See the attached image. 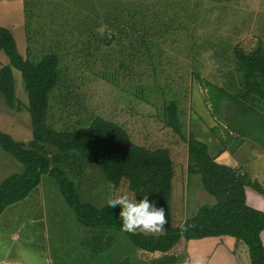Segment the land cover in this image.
<instances>
[{
    "label": "rangeland",
    "instance_id": "1",
    "mask_svg": "<svg viewBox=\"0 0 264 264\" xmlns=\"http://www.w3.org/2000/svg\"><path fill=\"white\" fill-rule=\"evenodd\" d=\"M119 1L0 0V25L11 31L22 57L36 62L44 54L58 55L59 78L48 93V125L71 131L102 117L123 126L137 145L169 149L174 171L169 223L180 226L202 204L213 205L215 198L202 188L199 175L188 174L187 144L166 124L164 107L167 102L176 103L184 137L187 139L191 133L204 142L217 163L222 150L231 151L237 160L256 156L251 147L238 151L240 143L225 134L223 125L232 112V102L222 101L221 122L211 126L216 118L212 116L214 110L196 75L236 93L240 72L233 48L251 51L260 45L264 49V0H162L164 5H174L175 12L165 15L163 24L153 31L154 48L141 46L140 50H152L130 61L127 43L121 56L123 66L118 68L115 47L119 46L115 43L119 38L115 36L109 43L111 34L104 23ZM97 14H102L98 20ZM154 23L155 20L148 24ZM106 38L108 42L104 41ZM100 42L102 50L96 46ZM5 64L8 58L0 50V67ZM12 76L15 101L8 106L0 93V131L26 142L32 137L27 92L20 71L12 67ZM252 106L264 115V102L256 101ZM221 139L228 141L225 146ZM4 159L12 164H4ZM258 162L234 168L245 181H257L264 188V183L253 176L255 171L251 172ZM258 167L264 168V161ZM22 170L23 166L0 148V181ZM71 178L81 203L100 207L110 196L125 192L131 196L123 188L115 190L95 165L80 164ZM245 189L258 193L249 184L244 185V192ZM245 198L254 207L255 196L247 197L245 192ZM156 234L159 233L150 235ZM92 237H96L94 230L75 217L55 179L42 174L40 185L0 213V264H86L88 257V264H109L123 257L140 258L137 247L121 232L108 230L96 241ZM208 240L211 239L193 240L188 248L185 246L184 263L203 264L202 258L214 252ZM240 244L237 242L236 247L226 251V262L241 245L247 249ZM178 249H182V244ZM143 260L149 263L151 259L148 255L134 263H144ZM246 260L250 264L248 255Z\"/></svg>",
    "mask_w": 264,
    "mask_h": 264
},
{
    "label": "trees",
    "instance_id": "2",
    "mask_svg": "<svg viewBox=\"0 0 264 264\" xmlns=\"http://www.w3.org/2000/svg\"><path fill=\"white\" fill-rule=\"evenodd\" d=\"M155 1L158 2L121 0L108 12L105 23L102 21L104 28H108L106 31L111 34L109 43L115 36L119 38L115 43L119 46L115 47L119 56L118 68L123 66L121 56L127 43L130 61L148 53L155 46L153 31L163 24L165 15L175 12L174 5H164L162 0ZM101 15L97 14L96 20ZM154 20L157 24H148ZM104 41L108 42V39ZM99 45L102 43L96 45L97 49L102 50ZM143 45L152 48L140 50ZM0 50L8 58V64L0 67V93L7 105L13 106L12 67L18 69L27 92L32 135L30 140L23 142L0 131V148L23 166L21 172L12 173L0 181V213L7 206L24 199L32 189L40 185L42 174H49L55 179L60 194L75 217L85 227L94 230L96 237H92V241L100 240L99 236L103 232L111 230L125 234L140 250L167 253L180 240L230 236L235 242H241L247 247L250 264H264V245L260 236L264 230V211L246 203L244 185H251L263 195L264 188L257 181H245L236 173L238 169L217 163L209 154L207 145L193 134L190 133L186 139L181 131L175 102H167L164 107L166 124L185 139L187 172L189 175L200 176L202 188L214 196L215 203L202 204L182 225L173 227L169 223L168 211L174 175L169 149H150L137 145L123 126L102 117L94 118L89 124L80 125L71 131H59L51 127L46 122L48 93L59 78L58 55L44 54L36 62L27 56L22 57L11 31L1 25ZM233 50L235 64L240 72L236 93L201 79L198 75L196 78L207 90V100L214 110L212 116L220 120L222 101L227 99L232 102V112L226 117L223 128L227 138L229 132H232L237 137H248L264 143V115L252 106L256 101L264 102V49L259 45L251 51H244L237 46ZM106 52L109 53L108 50ZM227 142L221 139L223 146ZM82 163L97 166L115 190L123 188L137 200L147 194L150 201L164 207L167 218L165 230L156 235L124 233L120 230L122 220L119 217V206L112 208L105 204L96 207L81 203L71 177ZM165 259L169 260L171 256L162 255L149 263L133 264H156L157 260L163 262ZM125 261L123 264L129 263Z\"/></svg>",
    "mask_w": 264,
    "mask_h": 264
},
{
    "label": "crops",
    "instance_id": "3",
    "mask_svg": "<svg viewBox=\"0 0 264 264\" xmlns=\"http://www.w3.org/2000/svg\"><path fill=\"white\" fill-rule=\"evenodd\" d=\"M217 122H221V120H218L217 118H215V120L213 121L214 125L211 124V126H215V125L218 126ZM224 127L225 126L223 125V128ZM229 133H230L232 140H234L232 136H234L235 134H233L232 132H229ZM215 134H216L217 138L220 137V136H218V132H216ZM242 138H244V137H242ZM242 138H240L239 141L235 139L236 142L240 143L238 145V147H239L238 151L244 150L245 147H247L248 149L252 148V149L256 150V156L247 157V155H246V156H243L240 160H237V158L232 153H229L228 151L222 150L221 154L216 158V160L220 163L227 164L228 166H232V167H240L242 164L243 165L254 164V163L259 161L257 163V165H255L254 167L251 168V172L255 171V174L254 175L252 174V175L254 177H256L257 180L261 181V183H264V180L262 179V173H263L264 168L258 167V165H260V163L264 161V149H263L264 143H260L259 145L256 146V143H259L258 141L242 139ZM249 147H251V148H249ZM261 160H263V161H261ZM4 164H8V165L12 164V161H10V160L8 161V160L4 159ZM245 190H246L245 192L247 194V197H249L250 194H253V196H255L254 199H255L256 204H253L254 208H258V209L262 210V208H264V207H262L260 204L261 203L264 204V195L260 194V193L256 194V192H254L252 190H247V189H245ZM15 204L16 203L11 204L9 206L11 207ZM260 236H261V239H262V242L264 245V234H262ZM206 239H211L208 241H210L212 243V249H214V252H211V254L202 258V261H204L203 264H217L219 259H222L220 261V264H248V262L246 260V256L248 255L247 250L242 247V245H241L242 243L240 244L241 248H239L235 252L233 250L230 260L228 262H226L227 261V257H225L226 251L231 247H233V248L236 247V245H237V242H235V239L233 237H230V236L206 237V238H202V239H193V240L201 241V240H206ZM193 240H188L186 242L184 240H182L181 242H178V244H176L168 253H166L167 255L171 256V259H169V260L165 259L163 262H160L157 260L156 264H185L184 263V256L187 255L184 252L185 246L188 248L189 243ZM221 241H223V244L219 245V242H221ZM181 244H182V249H178V247ZM175 249L177 251L174 252ZM217 249H218V251H216ZM136 253H138L137 255L140 258L136 257L135 260H132L128 257H123L120 259H116L114 261L112 260L109 264H119L122 262V260L123 261H125V260L129 261L128 264H131L132 261L134 263V261L141 260L142 257L148 256V255L150 256V259H151L150 261H152L153 259H157L158 257L165 255L162 252L156 251L153 253H149V252L140 250L138 248H137ZM146 253H147V255H146ZM233 253H234V260H233ZM151 256H153V258H151ZM85 260H86V264H88L89 257H88V259L85 258Z\"/></svg>",
    "mask_w": 264,
    "mask_h": 264
},
{
    "label": "clouds",
    "instance_id": "4",
    "mask_svg": "<svg viewBox=\"0 0 264 264\" xmlns=\"http://www.w3.org/2000/svg\"><path fill=\"white\" fill-rule=\"evenodd\" d=\"M106 204L112 208L120 207L119 217L122 220L120 230L124 233L155 234L165 230L166 209L150 201L147 194L137 200L134 195L130 196L125 192L110 196Z\"/></svg>",
    "mask_w": 264,
    "mask_h": 264
}]
</instances>
